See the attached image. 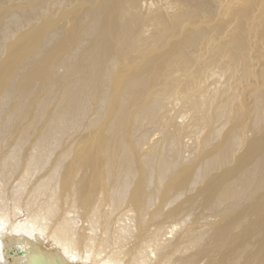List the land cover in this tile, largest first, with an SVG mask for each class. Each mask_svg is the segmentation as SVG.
<instances>
[{"label":"bare ground","instance_id":"1","mask_svg":"<svg viewBox=\"0 0 264 264\" xmlns=\"http://www.w3.org/2000/svg\"><path fill=\"white\" fill-rule=\"evenodd\" d=\"M259 38L264 0H0L3 264H264Z\"/></svg>","mask_w":264,"mask_h":264},{"label":"rangeland","instance_id":"2","mask_svg":"<svg viewBox=\"0 0 264 264\" xmlns=\"http://www.w3.org/2000/svg\"><path fill=\"white\" fill-rule=\"evenodd\" d=\"M169 1H171V0H163V2H169ZM161 3V2H160ZM166 7H169V12L172 10L173 11V9L171 8V4L170 3H168V4H166L165 5ZM258 12V14L260 13V11H256V13ZM45 15V18H50V13H45L44 14ZM43 20H39L38 21V23H37V25H39L41 22H42ZM259 33L258 34H260V33H262V29L261 28H259V31H258ZM261 38V37H260ZM260 38H259V40L258 41H260L261 43H262V41L260 40ZM264 40V39H263ZM30 45V44H29ZM262 45H263V47H264V44L262 43ZM79 224H81V222L79 223ZM178 229H179V227H178ZM174 234V233H173ZM171 233H169V235H167L168 237H171ZM168 239H170V238H168ZM171 239H172V237H171ZM170 239V240H171Z\"/></svg>","mask_w":264,"mask_h":264},{"label":"water","instance_id":"3","mask_svg":"<svg viewBox=\"0 0 264 264\" xmlns=\"http://www.w3.org/2000/svg\"><path fill=\"white\" fill-rule=\"evenodd\" d=\"M32 261L28 260L27 262L23 263V264H30ZM0 264H3V262L0 260Z\"/></svg>","mask_w":264,"mask_h":264}]
</instances>
